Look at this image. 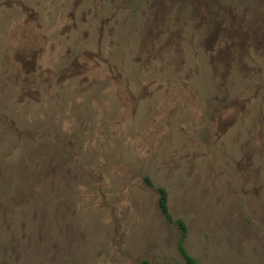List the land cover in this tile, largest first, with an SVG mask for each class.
Wrapping results in <instances>:
<instances>
[{
    "label": "rangeland",
    "instance_id": "rangeland-1",
    "mask_svg": "<svg viewBox=\"0 0 264 264\" xmlns=\"http://www.w3.org/2000/svg\"><path fill=\"white\" fill-rule=\"evenodd\" d=\"M179 221L264 264V0H0V264H189Z\"/></svg>",
    "mask_w": 264,
    "mask_h": 264
},
{
    "label": "trees",
    "instance_id": "trees-1",
    "mask_svg": "<svg viewBox=\"0 0 264 264\" xmlns=\"http://www.w3.org/2000/svg\"><path fill=\"white\" fill-rule=\"evenodd\" d=\"M147 181L150 184V181L149 180H147ZM159 194H160V199H159L160 208L163 211V213L166 214L169 219H171V217L168 214V194H167L166 190L162 189V188L159 189ZM179 225L183 231V238L179 244L180 251L185 256V258L187 259L189 264H195L194 260L189 256V254L187 253V251L184 247V240H185V237L187 235V227L183 222H180V221H179Z\"/></svg>",
    "mask_w": 264,
    "mask_h": 264
}]
</instances>
